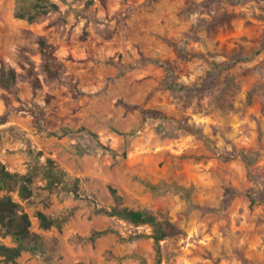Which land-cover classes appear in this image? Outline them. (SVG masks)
<instances>
[{
	"label": "rangeland",
	"instance_id": "1",
	"mask_svg": "<svg viewBox=\"0 0 264 264\" xmlns=\"http://www.w3.org/2000/svg\"><path fill=\"white\" fill-rule=\"evenodd\" d=\"M51 2L31 22L20 0H0V75L18 74L0 76V162L25 173L52 158L83 198L46 190L41 174L30 201L11 191L44 250L1 264H157L150 226L95 212L114 206L181 229L162 242L163 264H264V0ZM37 35L67 71L35 93L22 64L43 78ZM142 56L169 59L179 87L157 64L120 66ZM38 210L67 219L44 229Z\"/></svg>",
	"mask_w": 264,
	"mask_h": 264
},
{
	"label": "trees",
	"instance_id": "2",
	"mask_svg": "<svg viewBox=\"0 0 264 264\" xmlns=\"http://www.w3.org/2000/svg\"><path fill=\"white\" fill-rule=\"evenodd\" d=\"M101 1L106 4V0ZM20 2L17 17L28 19L31 22L40 20L52 8L57 7L51 0H36L32 6L27 5L28 0H20ZM36 42L38 43V52L42 57L43 78L32 63L30 65L22 64V68L25 71L24 75L31 82L35 93L41 90L44 84L52 85L58 83L67 71L65 63L56 55L57 46L55 44L51 43L45 35H37ZM149 63L157 64L166 70L165 83H168L167 79L174 70V66L169 59L142 56L137 64L124 63L120 64V66L126 70L135 68L137 65ZM17 75L14 68L9 70L3 68L0 75L1 82L7 84L9 81L17 79ZM166 85H169L170 88L179 87V84L173 81ZM53 97L50 94L47 98L50 101ZM125 105L130 110L141 109L140 105L129 103H125ZM142 111L146 112L143 109ZM71 131L69 128H64L61 133L53 132V134L64 135L69 134ZM79 131H86L93 138H97V134L87 128H81ZM98 143H100L101 148L112 151L109 146L104 145L102 142ZM38 174H41L46 181V190L57 193L67 192L73 194L77 199L83 198L81 194V178L71 176L52 158H48L44 164H32L25 173L12 172L7 169L5 164L0 162V190L7 191L6 194L0 196V235L10 236L14 241L12 246L0 241V257H2V261L13 262L20 258L24 252L36 253L44 250L43 237L32 230V219L25 205L10 194L11 191L17 190L21 200L30 201L34 196L33 184ZM113 192L116 193L114 189ZM95 212L97 214L116 216L134 225L150 226L152 228L151 237L154 239L157 250V264H163L162 242L181 233V229L170 219L159 218L158 215L144 209L126 206L96 207ZM37 217L44 229H49L53 226L62 227L67 219L66 217L53 218L41 210L37 211ZM106 233H108V230L101 231L97 235Z\"/></svg>",
	"mask_w": 264,
	"mask_h": 264
}]
</instances>
